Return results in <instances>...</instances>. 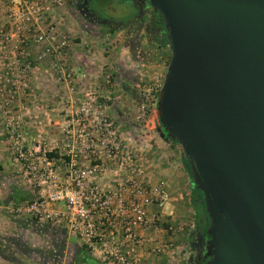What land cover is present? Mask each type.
<instances>
[{
    "label": "water",
    "instance_id": "water-1",
    "mask_svg": "<svg viewBox=\"0 0 264 264\" xmlns=\"http://www.w3.org/2000/svg\"><path fill=\"white\" fill-rule=\"evenodd\" d=\"M150 3L171 51L158 112L203 192L206 264H264V0Z\"/></svg>",
    "mask_w": 264,
    "mask_h": 264
},
{
    "label": "rangeland",
    "instance_id": "rangeland-1",
    "mask_svg": "<svg viewBox=\"0 0 264 264\" xmlns=\"http://www.w3.org/2000/svg\"><path fill=\"white\" fill-rule=\"evenodd\" d=\"M0 1L6 3L8 0ZM20 1L22 0H14L10 3L5 18L0 15V24L8 33L16 35L8 43V48L2 47L3 38L0 35V136L6 141V150H8L9 163L11 164L5 172H1L0 169V222L3 224L0 225V243L3 242L5 234L16 231L19 235L31 240L33 246L36 247V252L31 256H26L19 250H14L15 259H6L0 255V264H76L81 246L79 239L72 237V234L70 235L66 231L64 234L61 228L38 221L25 210L27 204L31 202L33 191L37 186L24 176L25 165L18 164L13 159L15 154L13 142L17 137L21 139L23 148L32 152L31 158L36 164L43 162L45 155L51 158L49 153H59V146H62L59 139L51 142L42 140L41 144L35 143L31 137L27 138L23 127L24 124L28 125V122L33 129L37 130L49 127L48 120L44 122L43 119L24 114L32 105L35 107L40 101H45L47 104V101L50 100V98H40L43 92L49 93V87L48 85H38L37 76L41 71L35 67L46 66L43 74L52 82L62 85L61 92L59 91V93L58 89L56 92L61 94L60 103L64 109L68 106L67 102L74 105L73 110L103 108L106 103L105 99L109 100L105 94L111 96V101L114 100L115 94H119L118 80L133 84L139 83L137 89H134L139 99L136 124L130 125L129 129H125L123 125L121 128L125 131V137H131L135 141L145 168L146 178L149 181L150 176L147 174V168L153 156L149 142L153 143L154 138L159 134L156 128L158 119L153 114L154 112L146 121L138 119L140 95L144 88L164 82L171 51L169 48L161 51L147 45L146 50L150 52L152 49L153 51L149 54L153 67L149 69L136 67V64L144 59L142 55L139 58V51L143 46L133 47L135 44L132 40L130 45L128 44L129 48L124 46L127 53L123 55L120 54L121 49L118 51V47L114 48L115 42H109L113 38V31H121L123 39L128 41L131 37L129 28L114 27L110 29L87 19L81 12H78L73 0H61V3L58 0H39L43 9L38 24L35 28L32 27L30 30L20 33V26L17 22L19 19L16 21L13 19L14 17H10L11 13L17 12L12 8H15ZM103 2H108L109 6L105 9L102 8L100 14L107 17L113 13L115 16L114 8L118 7V1L104 0ZM11 22L14 23V26H11ZM11 28L13 29L11 30ZM76 28H85L90 38H81L75 33L74 29ZM38 35H42L43 39L40 40ZM94 37L96 38L93 40ZM64 40H67L68 43L62 51L59 45ZM75 46L77 49L81 48L85 51L89 64L86 60H83L81 64L77 63L76 55H73ZM55 49L59 51H55ZM128 49L130 51L135 49V52L130 56ZM100 54L109 57L105 61H99ZM60 62V67L55 66V63ZM147 62L149 61L143 63L147 64ZM77 78H82L80 83H77ZM67 95H72V97H67ZM77 118L78 116H74V120ZM111 118L118 122L115 117L111 116ZM67 127L68 123L62 119L58 124L62 137L65 136ZM143 135L151 137L144 138ZM145 139L147 140L144 141ZM179 146L183 150L181 145ZM184 172L186 185L189 186L188 173ZM99 177L110 179L113 183L114 178L117 177L115 166H107L106 172L100 173ZM176 179L178 181L176 187H180L178 191L181 205H175V201L171 202L170 194L169 205L167 204L169 207L163 209L162 217L154 220V226L150 230V235H157L156 240L153 241L161 242L162 247L159 245L161 250L153 251L152 246L151 248L146 246L147 251L151 252V256L155 259L152 263L150 258H147L149 262L144 260L141 264H170L181 258L184 261V257L187 256L190 246L188 234L195 224L192 192L188 191L190 188L187 186L185 191L180 175H177ZM148 242L146 241V243ZM101 264L105 263L101 262Z\"/></svg>",
    "mask_w": 264,
    "mask_h": 264
},
{
    "label": "built area",
    "instance_id": "built-area-1",
    "mask_svg": "<svg viewBox=\"0 0 264 264\" xmlns=\"http://www.w3.org/2000/svg\"><path fill=\"white\" fill-rule=\"evenodd\" d=\"M12 9L17 12L10 17L19 19L21 33L35 28L43 6L39 0H22ZM0 35L5 48L16 36L2 24ZM38 37L43 39L42 35ZM67 43L64 40L59 48L63 51ZM162 85L141 91L138 119H149L158 105ZM102 109L75 110L78 123L68 125L59 146L61 164L47 155L36 164L21 139L14 140L13 159L25 165L24 176L37 186L25 210L38 221L77 237L105 264H141L146 232L154 226L155 219L162 217L170 201L168 182L164 178L154 183L148 181L135 141L125 137L121 125ZM110 165L115 166L117 177L113 183L102 184L99 174ZM154 205L157 209L153 211ZM152 250L161 248L157 244Z\"/></svg>",
    "mask_w": 264,
    "mask_h": 264
},
{
    "label": "crops",
    "instance_id": "crops-1",
    "mask_svg": "<svg viewBox=\"0 0 264 264\" xmlns=\"http://www.w3.org/2000/svg\"><path fill=\"white\" fill-rule=\"evenodd\" d=\"M14 1V0H8L6 3L0 1V15L2 18H5V14H7V10L9 8V6L11 5L10 3ZM73 30V29H72ZM75 33H77V35H79L81 38L84 39H89L90 36L87 34V32L85 31V28L83 29H74ZM114 33H112L113 38L110 39V37H108V39H110L109 42L112 43L115 42L114 48L118 47V51L121 49V53L125 55L127 53L125 48H129V43L133 40L132 36L129 37L128 41L123 39V35L121 34V31H113ZM96 37L93 38V40ZM132 38V39H131ZM129 44V45H128ZM136 45H134L133 47H137L139 46L138 43H135ZM148 44H146V42L144 41V39H142V46L140 48L139 51V58H141L142 56H147L146 58L144 57V59H141L139 62L136 64V67H140V68H151L153 67L152 63L150 62L151 59H147L150 58L149 54L150 52H153L152 49H150L151 51L149 52L148 50H146V48L149 46H147ZM125 46V48H124ZM150 47V46H149ZM139 48V47H138ZM124 49V50H123ZM130 56L132 55V53H134V50L128 49ZM117 51V52H118ZM73 55H76V61L77 63L81 64L82 61L84 60H88L87 55L85 53V51H83L81 48L77 49L76 46L73 48ZM117 55V54H116ZM122 57V55H120ZM109 56H101V54L99 55V61H105ZM144 61H149L147 62V64L143 63ZM85 63V62H84ZM88 63V61H87ZM89 64V63H88ZM45 67L46 66H37L35 67V69L40 70L41 72L39 73V76H37V82L38 85L43 86V85H48L49 87V93H45L43 92L42 95H40V98L42 97L44 98H50L49 101H47L48 103L46 104V102H39L38 105H35V107L32 105L28 110H26L24 112V114L26 115H30L33 117H37L38 119H43L44 122L45 120H48L49 122V127L48 128H40V129H33L30 126V123L28 122V125L24 124V129L27 133V138L33 139L35 143L41 144L44 140H49L50 142L52 140H58L62 142H64V136L62 137L60 135V131L58 129V124L59 122L64 119L65 123H68V125H72L75 126L78 122L77 119L74 120V116H76L75 110L74 109V105L70 102V104H68L69 102H67L66 105L67 108H63L62 104L60 103L61 101V94H58V92L62 90V85L57 84L56 82H52L51 80H49V78L43 74V72H45ZM47 70V69H46ZM82 78H77V83L81 82ZM126 81V80H125ZM135 85V86H134ZM117 86L120 88V92L119 94H115V98L113 101L110 100L111 96H109L108 94H105L107 99L106 103L104 104V107L102 109V111L107 112L108 114H110L111 116L115 117L116 120H118V123L122 126H125V129H129L130 125L133 126V124H136V113H137V109H138V103H139V99L137 97L136 94V87L139 86V83H131V82H123L121 80H118ZM56 89H58V92H56ZM135 89V90H134ZM59 92V93H60ZM70 96V98L72 97V95H67V97ZM66 101H68V98H66ZM64 110H66V112H64ZM47 129V130H46ZM49 129V130H48ZM149 135H143V137H147ZM151 137V136H149ZM3 138V137H2ZM0 136V169L1 172H5L7 171L8 168H10L11 164L9 163V156H8V150H6L7 145H6V141L4 140V138L2 139ZM149 139V138H148ZM43 140V141H42ZM147 139H145L144 141H146ZM149 141V140H148ZM150 150H152V154L153 156L151 157L149 163H148V168H147V174H149L150 176V180L151 182H156L158 181L161 177L165 178L168 182V186H169V190H170V194H171V202L175 201V205H181V203L179 202V189L180 187H176L177 184V175L181 176V184L184 183L185 186V191L188 188H190L188 191L191 192V187H192V183L188 174V184L189 186H187L186 184V177L184 175V171H186V168L184 166V163L182 161V150L181 148H179V145H174L171 142H169L168 140H165L160 134H158V136L156 138H154L153 143H150ZM179 149H180V155H179ZM61 152L59 153H55L54 154V159L60 163L61 162V158L63 157L61 154ZM155 153V154H154ZM162 158V159H161ZM3 169V170H2ZM98 181L102 184L104 183H111L110 179H106V178H100L98 179ZM179 181V183H180ZM187 186V187H186ZM183 188V185H182ZM13 193V192H12ZM182 195V194H181ZM177 201V202H176ZM169 205V204H168ZM168 205H166V207H169ZM157 207L154 205L152 206V210H156ZM5 223H7L6 221H4ZM9 223V222H8ZM0 225L2 226V222H0ZM150 230L148 229V231L146 232L147 234V241H149L148 243L145 244L144 249L141 252V262L148 261L147 258H150V262L153 263V259H155L154 257H152V253L147 251V248L152 246L151 249L154 248V246H156L157 244L161 245V242H156L153 240H156L155 238H157V235H150ZM70 234V233H68ZM6 235V234H5ZM71 235V234H70ZM72 237H75L72 235ZM77 238V237H75ZM160 247V248H161ZM157 260V259H156ZM163 261V259H162ZM149 262V261H148Z\"/></svg>",
    "mask_w": 264,
    "mask_h": 264
},
{
    "label": "flooded vegetation",
    "instance_id": "flooded-vegetation-1",
    "mask_svg": "<svg viewBox=\"0 0 264 264\" xmlns=\"http://www.w3.org/2000/svg\"><path fill=\"white\" fill-rule=\"evenodd\" d=\"M103 1L73 0L78 12H81L87 19L93 20L95 23L105 25L110 29L128 27L134 44L138 43L140 45V42L144 39L150 47L161 51L163 49L168 50L161 14L151 5L150 0H116L119 5L114 8L115 16L112 13L107 17L100 14L103 9L109 6L107 5L108 2ZM208 224V218L194 224L188 234L190 246L187 256L184 257L185 260L182 261L181 258L170 264H206L210 258L206 255V243L209 236L205 231Z\"/></svg>",
    "mask_w": 264,
    "mask_h": 264
},
{
    "label": "trees",
    "instance_id": "trees-1",
    "mask_svg": "<svg viewBox=\"0 0 264 264\" xmlns=\"http://www.w3.org/2000/svg\"><path fill=\"white\" fill-rule=\"evenodd\" d=\"M113 29V28H111ZM171 55L169 56L168 62L170 61ZM158 119V126L157 131L158 133L165 139L171 142L174 145H180L176 140H173L170 138L164 128V125L161 121V118L159 116L158 107H156L153 111ZM154 115V116H155ZM182 161L184 163V166L186 168L187 173L189 174L192 187V205L194 209V222L195 224H198L201 220L204 218H207V212L205 210V204H204V196L203 192L196 188V185L192 178V173L189 169V164L184 156L183 150H182ZM49 156L54 155V153H49ZM49 225V224H48ZM63 229V228H61ZM66 230L63 229V233L66 234ZM14 250H19L21 253H23L26 256H31L34 252H36V247L33 246L31 240L25 238L23 235H19L16 231H11L3 236V242L0 243V255L6 259H15V255L13 253ZM76 264H101V261L93 256V254L90 253V251L86 248V246L82 245L80 246V250L77 255V261Z\"/></svg>",
    "mask_w": 264,
    "mask_h": 264
}]
</instances>
